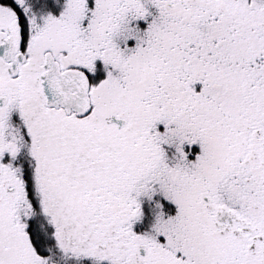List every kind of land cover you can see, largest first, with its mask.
Instances as JSON below:
<instances>
[{
    "label": "snow or ice",
    "instance_id": "snow-or-ice-1",
    "mask_svg": "<svg viewBox=\"0 0 264 264\" xmlns=\"http://www.w3.org/2000/svg\"><path fill=\"white\" fill-rule=\"evenodd\" d=\"M0 264H264V0H0Z\"/></svg>",
    "mask_w": 264,
    "mask_h": 264
}]
</instances>
